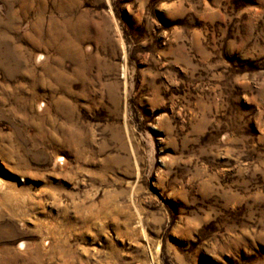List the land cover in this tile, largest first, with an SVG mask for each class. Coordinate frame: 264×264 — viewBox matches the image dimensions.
Here are the masks:
<instances>
[{
	"label": "rangeland",
	"instance_id": "374dc122",
	"mask_svg": "<svg viewBox=\"0 0 264 264\" xmlns=\"http://www.w3.org/2000/svg\"><path fill=\"white\" fill-rule=\"evenodd\" d=\"M0 264H264V0H0Z\"/></svg>",
	"mask_w": 264,
	"mask_h": 264
}]
</instances>
